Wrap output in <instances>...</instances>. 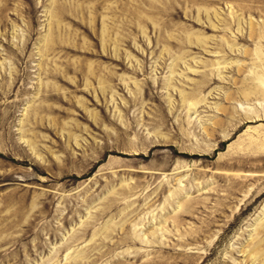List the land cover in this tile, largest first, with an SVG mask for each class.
I'll return each mask as SVG.
<instances>
[{
	"label": "rangeland",
	"instance_id": "rangeland-1",
	"mask_svg": "<svg viewBox=\"0 0 264 264\" xmlns=\"http://www.w3.org/2000/svg\"><path fill=\"white\" fill-rule=\"evenodd\" d=\"M0 264H264V0H0Z\"/></svg>",
	"mask_w": 264,
	"mask_h": 264
}]
</instances>
